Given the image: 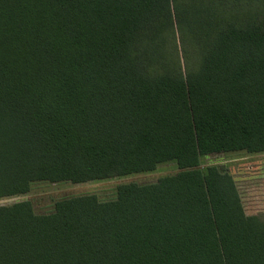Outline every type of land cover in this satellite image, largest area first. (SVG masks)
Wrapping results in <instances>:
<instances>
[{
  "label": "trees",
  "instance_id": "trees-1",
  "mask_svg": "<svg viewBox=\"0 0 264 264\" xmlns=\"http://www.w3.org/2000/svg\"><path fill=\"white\" fill-rule=\"evenodd\" d=\"M264 153V0H0V264H264L214 153Z\"/></svg>",
  "mask_w": 264,
  "mask_h": 264
},
{
  "label": "rangeland",
  "instance_id": "rangeland-1",
  "mask_svg": "<svg viewBox=\"0 0 264 264\" xmlns=\"http://www.w3.org/2000/svg\"><path fill=\"white\" fill-rule=\"evenodd\" d=\"M213 163L221 164L231 173L246 214H255L264 211V153H214L206 156L202 160L201 167ZM177 170L173 162H166L160 164L152 172L112 177L78 184L39 181L32 185L29 193L22 196L1 198L0 204L28 199L32 202L36 212L47 213L53 209L55 200L65 196L93 193L100 200H108L115 197L116 186L120 183L133 181L137 183L153 182L158 177L173 173Z\"/></svg>",
  "mask_w": 264,
  "mask_h": 264
}]
</instances>
